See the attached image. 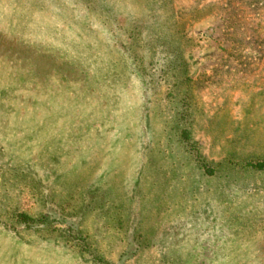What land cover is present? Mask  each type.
Segmentation results:
<instances>
[{"label": "rangeland", "instance_id": "rangeland-1", "mask_svg": "<svg viewBox=\"0 0 264 264\" xmlns=\"http://www.w3.org/2000/svg\"><path fill=\"white\" fill-rule=\"evenodd\" d=\"M0 264H264V0H0Z\"/></svg>", "mask_w": 264, "mask_h": 264}, {"label": "trees", "instance_id": "trees-1", "mask_svg": "<svg viewBox=\"0 0 264 264\" xmlns=\"http://www.w3.org/2000/svg\"><path fill=\"white\" fill-rule=\"evenodd\" d=\"M188 135H189V133L187 132L186 129H181L179 136L188 138Z\"/></svg>", "mask_w": 264, "mask_h": 264}]
</instances>
